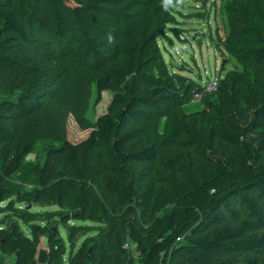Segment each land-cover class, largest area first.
I'll list each match as a JSON object with an SVG mask.
<instances>
[{"label":"trees","instance_id":"1","mask_svg":"<svg viewBox=\"0 0 264 264\" xmlns=\"http://www.w3.org/2000/svg\"><path fill=\"white\" fill-rule=\"evenodd\" d=\"M122 5V0H0V90L37 73L33 53L40 48L30 41L28 27L49 29V35L60 39L72 14L81 19L83 28L98 35H93L87 64L94 61L93 65L99 66V46H114L107 38L110 23L114 22L112 15ZM138 7L136 4L133 9ZM248 12L252 20L225 44V49L238 61L256 64L264 58V0H253ZM25 18L30 22L27 25ZM91 18L97 22L90 23ZM149 37L144 25L136 40L124 44L127 56L116 68L98 67L94 71V104L104 91L111 97L105 112L90 122L83 105L89 95H84L76 121L81 130L88 132L76 143L68 139L64 120L56 129L44 123L42 132L35 130L17 139L6 119L21 122L35 111L36 104L20 95H0V214L5 213L2 203L7 205L9 199L19 203L28 193L40 205L54 200L61 206L69 192L76 191V210L66 220H88L104 231L90 254L78 251L70 264H133L132 255L122 247L125 240L136 246L137 264H240L253 259L264 264V132H258L264 112L260 107L235 102L221 105L212 133L227 148H206L202 160L195 162L184 179H172L169 189L155 191L152 183L141 180L130 166L133 162L154 161L160 150L175 142L180 131L199 143L193 130L176 119L164 120L161 139L156 136L159 118L154 119L152 131L141 141L126 125L127 120L142 113L143 97L138 94L135 80L144 68ZM218 74L217 86L223 79ZM59 81L60 89L68 87L63 77ZM158 93L154 89L152 94ZM39 139L59 145L51 144L46 149L43 163L26 160ZM98 150L108 163L102 172L96 167ZM83 182L96 184L112 196L113 211L102 204L97 188ZM26 186L32 187L31 192H26ZM143 210L149 218L140 225L134 218ZM13 213L23 221L35 216L18 208ZM0 225V259L5 252L13 254L11 264H32L40 226H31L26 239L19 224L11 228V222L1 220ZM48 234L45 264H64V245L53 240L56 232Z\"/></svg>","mask_w":264,"mask_h":264},{"label":"rangeland","instance_id":"2","mask_svg":"<svg viewBox=\"0 0 264 264\" xmlns=\"http://www.w3.org/2000/svg\"><path fill=\"white\" fill-rule=\"evenodd\" d=\"M252 1L127 0L124 3L122 0L119 13L112 15L114 22L110 23L111 31L107 38L109 44L114 46L111 49L99 46L101 60L97 67L93 65L94 61L89 64L87 62L91 52L89 46L98 35L90 28H83L81 19L73 14L68 17V28L63 30L60 39L49 35V29L36 30L35 27H28L30 41L37 42L40 48L33 53L37 73L0 90V95H20L36 106H33L35 111L21 122L6 119L8 128L16 132L18 139L22 135L29 136L35 130L42 132L44 123H49L56 129L61 120H64L68 139L73 143L80 141L88 132L81 130L76 121L81 99L88 93V98L83 101L84 115L91 122L105 112L111 97L110 92L104 91L101 100L94 104V71L98 67L104 70L116 68L127 56L124 44L128 40H136L145 25V35L150 37L144 56V68L135 80L138 94L143 97L140 103L142 113L127 120L126 125L134 131L136 140L141 141L152 131L154 119L159 118L156 136L161 139L164 120L176 119L191 128L199 141L195 144L185 132L180 131L175 142L165 150H160L154 161L130 164L141 180L152 183L155 191L169 189L172 179H184L192 171L195 162L202 160L206 148H227L212 133L213 126L219 121L218 109L221 105L231 102L254 104L264 112V58L256 64L238 61L225 49V44L236 37L247 21L252 20L248 12ZM136 4L139 7L134 10L133 6ZM27 19L25 18V25L30 23ZM95 21L97 22L96 18L90 19V23ZM103 21L108 22L105 18ZM218 73L222 76V81L218 86L217 81L214 89L207 90L205 84L218 76ZM59 77L67 81L66 89L59 88ZM241 79L248 81L243 82ZM154 89L159 90V93L152 94ZM259 125L258 132L263 133L264 116L260 118ZM51 144L59 145L47 139L35 141L32 151L25 159L43 163L46 149ZM261 161H264V152ZM107 165L104 153L98 150L96 167L102 172ZM83 184L90 185L95 190L97 188L96 184L90 182ZM98 188L102 204L113 211L114 199ZM31 189L30 186L25 187L26 192H31ZM76 193L69 192L61 206L54 200L40 205L32 201L33 196L29 193L19 203H15V199L9 202V199L6 201L7 205L1 204L5 207V213L0 214V222H11L12 226L19 224L26 239L30 237L31 226H40L39 242L32 264H45L48 231L56 232L53 240L64 245L65 252L61 259L64 264L72 263L78 251L90 254L94 242L103 238V227L96 223L66 220L76 210L73 206V195ZM14 208L28 210L35 216H30V221H23L21 217H14ZM148 218L147 210H143L138 212L134 221L144 225ZM125 243L126 250L133 257V264H137L136 246L127 240ZM3 253L2 259L8 258V263L11 264L13 254ZM85 264H89V261ZM240 264H263V261L253 259Z\"/></svg>","mask_w":264,"mask_h":264},{"label":"built area","instance_id":"3","mask_svg":"<svg viewBox=\"0 0 264 264\" xmlns=\"http://www.w3.org/2000/svg\"><path fill=\"white\" fill-rule=\"evenodd\" d=\"M217 81H218V77H217V76H214V77L212 78L211 81H209V82H207V83L205 84L206 89H207V90H212V89H214V87H215ZM122 247L126 249V248H127V244L125 243ZM7 259H8V258H7ZM7 259H5L4 262H2L1 264H9V263H8L9 261H8ZM0 261H1V259H0Z\"/></svg>","mask_w":264,"mask_h":264},{"label":"water","instance_id":"4","mask_svg":"<svg viewBox=\"0 0 264 264\" xmlns=\"http://www.w3.org/2000/svg\"><path fill=\"white\" fill-rule=\"evenodd\" d=\"M14 226L11 225V228H13Z\"/></svg>","mask_w":264,"mask_h":264}]
</instances>
